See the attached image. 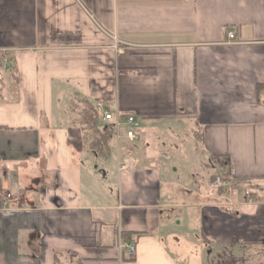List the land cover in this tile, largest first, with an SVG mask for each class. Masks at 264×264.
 <instances>
[{
    "label": "crops",
    "instance_id": "1",
    "mask_svg": "<svg viewBox=\"0 0 264 264\" xmlns=\"http://www.w3.org/2000/svg\"><path fill=\"white\" fill-rule=\"evenodd\" d=\"M6 54L0 264H264V0H0ZM84 101L139 139L76 150ZM165 158L197 199L163 193ZM221 172L233 193L209 188Z\"/></svg>",
    "mask_w": 264,
    "mask_h": 264
},
{
    "label": "built area",
    "instance_id": "2",
    "mask_svg": "<svg viewBox=\"0 0 264 264\" xmlns=\"http://www.w3.org/2000/svg\"><path fill=\"white\" fill-rule=\"evenodd\" d=\"M228 40L230 43L236 41V33L230 31L228 34ZM10 69V63L8 59H3L0 64V71L5 72ZM98 111V117L101 124H113L116 128V137L118 140H129L130 142H135L139 139V131L141 129L139 120L131 115L125 114L122 111H112L107 108L102 102H97L95 105ZM132 159L125 157L119 162V170L121 172L127 171L133 168ZM210 188L213 191H226L233 193L235 190V185L233 183V177L227 173H220L217 175L213 181L210 183ZM245 195L252 200V193L246 190ZM13 199L12 194H6L4 197L3 205L7 207L10 201ZM127 251L130 255H133L136 251V247L132 244L126 246Z\"/></svg>",
    "mask_w": 264,
    "mask_h": 264
},
{
    "label": "trees",
    "instance_id": "3",
    "mask_svg": "<svg viewBox=\"0 0 264 264\" xmlns=\"http://www.w3.org/2000/svg\"><path fill=\"white\" fill-rule=\"evenodd\" d=\"M53 37L59 39H71L72 34H54ZM3 59H8L9 63H11L12 69H14L15 65L13 59L10 58L7 54L5 56L0 55V64ZM3 84V72L0 71V90L1 85ZM85 109L82 112V124L87 126L91 132L93 133V140L90 142V150L95 153L107 156L111 151V143L113 138L116 136V128L113 124H101L98 117V111L91 102L84 101ZM86 136L83 134V129L79 127H73L69 129L68 136V144L73 146L76 150L82 151L85 147ZM226 164L225 161L222 162ZM145 234H138L137 237L140 238ZM135 259V253L131 255L130 260ZM217 264H237V261L228 249H223L222 252L218 256Z\"/></svg>",
    "mask_w": 264,
    "mask_h": 264
},
{
    "label": "rangeland",
    "instance_id": "4",
    "mask_svg": "<svg viewBox=\"0 0 264 264\" xmlns=\"http://www.w3.org/2000/svg\"><path fill=\"white\" fill-rule=\"evenodd\" d=\"M84 109L81 110L80 114H82ZM78 122L80 125L79 128L83 129V134L86 136V139H87V140H85V147L84 148L90 149V146H89L90 142L94 138L93 133L91 132V130L87 126H84L82 124V115L80 116ZM159 139L160 138L155 137V140H159ZM172 164L173 163L171 162V160H168L166 158L162 161L161 160L158 161V167H162V169H164V171H165V174L167 175V177L165 175V177L163 178V182H162L163 193L165 195L167 194V195L171 196V198H173V200L177 203H189L190 201L197 199L194 197L193 194L187 192V189L190 187V185L185 183V179L182 177H179V175H177V174L176 175L174 174V169L177 168V166L173 167ZM209 188H210V184H209ZM212 191L206 190L205 188H203V191H202L203 196L211 195ZM216 192H218V191H216ZM183 211H184V209H182V208L174 209V211H173L174 216H180ZM210 261H211L210 264H217L218 258L216 256H214L211 258Z\"/></svg>",
    "mask_w": 264,
    "mask_h": 264
}]
</instances>
